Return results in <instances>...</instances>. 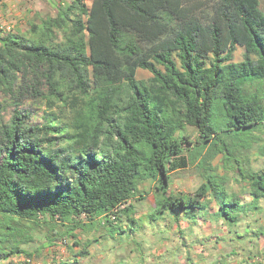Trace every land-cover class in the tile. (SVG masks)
<instances>
[{
  "label": "trees",
  "instance_id": "16d2710c",
  "mask_svg": "<svg viewBox=\"0 0 264 264\" xmlns=\"http://www.w3.org/2000/svg\"><path fill=\"white\" fill-rule=\"evenodd\" d=\"M259 5L69 0L54 16L29 22L25 33L0 30V95L33 74L36 83L45 80L50 104L62 103L72 114L67 124L50 120L38 127L29 125L28 112L15 110L0 124V225L104 215L113 226L148 180L159 192L157 214L167 212L177 222L178 213L191 217L211 193L219 217L234 225L245 206L239 194L216 191L212 177L192 194H170V173L189 166L185 150L213 141L222 145L215 155L226 160L232 153L219 133L264 124L258 98L244 87L247 80L264 81ZM238 47L242 59L235 62ZM138 70L150 77L138 79ZM216 100L225 118L219 131L213 125ZM186 127L195 129L194 143L183 136ZM56 142L67 144L57 148ZM235 171L256 208L264 201V172ZM22 244L5 248L0 239V264L13 257L28 263L31 254Z\"/></svg>",
  "mask_w": 264,
  "mask_h": 264
},
{
  "label": "crops",
  "instance_id": "0c3cea01",
  "mask_svg": "<svg viewBox=\"0 0 264 264\" xmlns=\"http://www.w3.org/2000/svg\"><path fill=\"white\" fill-rule=\"evenodd\" d=\"M219 156L220 154L215 158ZM248 164L252 167L250 170L264 172V168L257 170ZM208 165L212 168V163ZM245 187H240L243 193L242 197L239 196L240 205L245 206L234 225L227 224L219 217L218 203L209 193L203 200L204 207L192 213L189 220L182 213H178V222L169 213H162L160 219L167 224L164 226L167 234L162 235L165 230L156 222L155 217L159 215L156 213L157 201L152 200L153 196L159 195L156 190L157 193H135L126 205L127 211L122 212L113 226L106 223L104 215L90 219L80 216L72 222L45 224L50 227L45 236L50 235V231L56 232L59 239H52L50 242L46 240L42 248V262L36 264H55L54 261L60 264H264V201L256 202V208H253ZM146 220L150 221V232L156 229L160 233H147ZM183 230L186 234L182 233ZM125 235L130 236L134 250L125 239L122 241L125 248L117 244L120 236ZM250 236L254 238L252 241ZM55 242H60L56 254ZM62 242L65 243L64 246L61 245ZM143 258L147 259L144 261ZM19 261H23V264H35L30 260L26 263L21 257L2 264H15Z\"/></svg>",
  "mask_w": 264,
  "mask_h": 264
},
{
  "label": "rangeland",
  "instance_id": "374dc122",
  "mask_svg": "<svg viewBox=\"0 0 264 264\" xmlns=\"http://www.w3.org/2000/svg\"><path fill=\"white\" fill-rule=\"evenodd\" d=\"M14 2L15 3H10L6 1L2 3L0 1V30L4 32L25 33L29 30V22L38 24L40 19L54 16L56 14L57 5L66 4L69 0H25L24 3ZM27 4H29V6H27ZM259 6L260 11L264 14V0H260ZM242 53V48H236L233 61H241ZM149 77L150 74L148 72L142 70L137 71L138 79H147ZM246 85V90L258 98L264 113V81L247 80L244 83V87H246ZM35 90L38 93H35ZM48 93V87L44 79L39 78L36 83L33 74L28 75L22 82L15 85L10 94L0 95V124L9 122L15 110L21 113L28 112L30 114V119L28 121L30 126L40 127L50 120L52 123H57L58 126L67 124L68 120L72 117L69 108L57 102H51L53 103L51 105L47 99ZM224 122L225 118L220 102L216 100L213 108V125L219 131L224 125ZM183 134V136H186L192 143H194L197 138V133L192 127H186ZM219 138L232 153L231 156L228 157L226 155V160L224 161H221L223 153H221L222 155L220 154L217 159L214 158L216 156V151L222 148L221 143L216 141L202 144L201 146H195L192 150H185L184 155L188 156L190 160L189 166L184 170L170 173V194L179 192L192 194L207 177H212V180L217 185V188H215L216 191L224 192L225 194L235 192L242 197L243 192L240 187L243 188L244 184H242L240 176L235 169L239 167L242 169L243 173H246L245 171L247 169L252 168L248 163L257 170H262L264 168V157L262 156L264 155V124L261 127L247 130L231 131L228 133L221 132L219 133ZM66 144V142H56L54 147L58 148L66 146ZM185 148H191V146L187 145ZM209 163H212V168H209ZM155 185V180L141 182L135 193H137V195L153 191L157 193L155 192ZM236 188L240 189L237 191ZM157 196L159 195L157 194ZM157 196H153L152 200L158 201ZM160 215L161 214L155 216L157 218L156 222L163 226L165 231L162 235H165L167 231L164 226L167 224L160 219ZM189 217L190 216L187 217V220H189ZM245 220L247 221L248 219ZM20 223L21 224H16L15 222L7 221L0 225L2 246L9 248L23 243L21 247L31 254L30 261L35 264L38 262L41 263L44 256V251L42 252L41 248H43L46 240L50 242L52 239H59V237H56L55 231V233L50 231V235L48 234L46 237L45 234L50 227L46 226L44 223H40L39 226H32L25 221H21ZM149 223L150 221L146 220L145 226L148 227L147 233L150 235L158 234L159 231L156 229L150 232ZM7 226L10 227V229L7 228ZM59 233L57 234L61 235ZM182 233L186 234L184 230ZM124 239L126 242H129L130 248L134 250L130 241V236L128 235L120 236L117 244L125 248L122 242ZM252 239L254 238L250 236V241H252ZM59 243H54V254L57 252V247L60 246ZM117 258L119 259V257ZM146 259L147 258H143L144 261ZM14 260H18V258L13 257L11 262ZM143 260L141 262H143ZM21 262L23 261L16 262L15 264H23ZM54 263L60 264L56 261H54Z\"/></svg>",
  "mask_w": 264,
  "mask_h": 264
},
{
  "label": "built area",
  "instance_id": "2783aa9c",
  "mask_svg": "<svg viewBox=\"0 0 264 264\" xmlns=\"http://www.w3.org/2000/svg\"><path fill=\"white\" fill-rule=\"evenodd\" d=\"M122 208H124V205L120 206V207H119V208H117V209L119 210V209H122ZM114 213H116V214H117V211H116V210H114ZM111 219L114 221V220H115V216H112V217H111ZM64 244H65L64 242H62V243H61V245H63V246H64Z\"/></svg>",
  "mask_w": 264,
  "mask_h": 264
}]
</instances>
